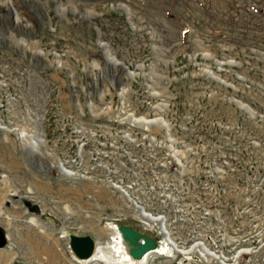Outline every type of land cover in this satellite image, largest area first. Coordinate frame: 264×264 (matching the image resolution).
<instances>
[{
  "label": "rangeland",
  "instance_id": "rangeland-1",
  "mask_svg": "<svg viewBox=\"0 0 264 264\" xmlns=\"http://www.w3.org/2000/svg\"><path fill=\"white\" fill-rule=\"evenodd\" d=\"M118 223L264 264V0H0V264H114Z\"/></svg>",
  "mask_w": 264,
  "mask_h": 264
},
{
  "label": "water",
  "instance_id": "water-1",
  "mask_svg": "<svg viewBox=\"0 0 264 264\" xmlns=\"http://www.w3.org/2000/svg\"><path fill=\"white\" fill-rule=\"evenodd\" d=\"M23 203L30 212H40V205L37 202L24 199ZM116 230L119 231L128 254L134 259H139L148 250L156 246L154 237L127 223L117 224ZM94 241V237L87 233H68V246L74 256L80 259L87 258L90 255ZM5 242L6 235L2 226H0V246L4 245ZM13 264H26V262L19 260Z\"/></svg>",
  "mask_w": 264,
  "mask_h": 264
},
{
  "label": "bare ground",
  "instance_id": "bare-ground-1",
  "mask_svg": "<svg viewBox=\"0 0 264 264\" xmlns=\"http://www.w3.org/2000/svg\"><path fill=\"white\" fill-rule=\"evenodd\" d=\"M115 231V230H114ZM115 241H114V245L111 247L109 253H111V255L113 254L114 256L112 257L113 259L111 260L112 262H114V264H144L148 257L153 254V253H163V254H167L168 252V244L171 245L172 249L174 250V246L172 245V243L168 240L167 237L164 236V240L162 242H160V239L158 240V244L155 246V248L148 250L143 256H141L139 259H134L132 257L129 256V254L126 251V245L123 243L120 234L115 231ZM163 235L164 232H162ZM121 244L123 245L124 251L125 253L123 254L119 249H118V245ZM96 249V247H95ZM95 249L93 250V252L91 253V255L88 258L85 259H80V258H75V260H88L90 257L96 258V259H103L106 258V255L104 254V252L97 247L96 251ZM176 251V250H175ZM113 252V253H112ZM178 252H180L178 250ZM106 260V259H105ZM111 264V263H110Z\"/></svg>",
  "mask_w": 264,
  "mask_h": 264
},
{
  "label": "crops",
  "instance_id": "crops-1",
  "mask_svg": "<svg viewBox=\"0 0 264 264\" xmlns=\"http://www.w3.org/2000/svg\"><path fill=\"white\" fill-rule=\"evenodd\" d=\"M7 235H8V233H7Z\"/></svg>",
  "mask_w": 264,
  "mask_h": 264
}]
</instances>
